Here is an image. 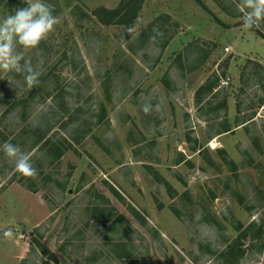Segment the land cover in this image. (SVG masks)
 Here are the masks:
<instances>
[{
  "label": "rangeland",
  "instance_id": "rangeland-1",
  "mask_svg": "<svg viewBox=\"0 0 264 264\" xmlns=\"http://www.w3.org/2000/svg\"><path fill=\"white\" fill-rule=\"evenodd\" d=\"M120 1L46 0L58 23L23 51L39 82L0 71V144L35 169L0 152V264H264V20L143 0L131 28L101 24Z\"/></svg>",
  "mask_w": 264,
  "mask_h": 264
},
{
  "label": "clouds",
  "instance_id": "clouds-1",
  "mask_svg": "<svg viewBox=\"0 0 264 264\" xmlns=\"http://www.w3.org/2000/svg\"><path fill=\"white\" fill-rule=\"evenodd\" d=\"M240 11L243 27L252 28L264 20V0H241ZM57 23L58 17L53 15L46 0H24L23 7L13 9L11 15L0 18V71L23 73L29 85L38 83L40 72L24 59L23 51L35 49ZM16 46L21 51H16ZM142 111L148 112L149 106H143ZM0 152L22 175L35 174L29 157L18 145L5 142L0 144ZM12 235V229L3 232L4 237Z\"/></svg>",
  "mask_w": 264,
  "mask_h": 264
},
{
  "label": "trees",
  "instance_id": "trees-1",
  "mask_svg": "<svg viewBox=\"0 0 264 264\" xmlns=\"http://www.w3.org/2000/svg\"><path fill=\"white\" fill-rule=\"evenodd\" d=\"M142 3L143 0H121L115 9H107L105 7H100L94 11V15L103 25H120L126 28H131L138 18ZM142 36H144V34ZM206 88L212 90V86L204 85L199 89L196 96L199 97V92L205 90ZM229 131L230 129L224 130V132ZM43 145L47 150V154L55 156L56 159H59L64 154L65 149H63L61 145H56L51 141H45ZM40 249L44 254H49L48 250L44 247L40 246Z\"/></svg>",
  "mask_w": 264,
  "mask_h": 264
},
{
  "label": "built area",
  "instance_id": "built-area-1",
  "mask_svg": "<svg viewBox=\"0 0 264 264\" xmlns=\"http://www.w3.org/2000/svg\"><path fill=\"white\" fill-rule=\"evenodd\" d=\"M229 50H230V49H229L228 47L225 48V51H226V52H229ZM229 80H230L229 78L221 79V85H222V86L228 85Z\"/></svg>",
  "mask_w": 264,
  "mask_h": 264
},
{
  "label": "bare ground",
  "instance_id": "bare-ground-1",
  "mask_svg": "<svg viewBox=\"0 0 264 264\" xmlns=\"http://www.w3.org/2000/svg\"><path fill=\"white\" fill-rule=\"evenodd\" d=\"M216 141H214V145H212L214 148H217L218 147V144L215 143Z\"/></svg>",
  "mask_w": 264,
  "mask_h": 264
}]
</instances>
